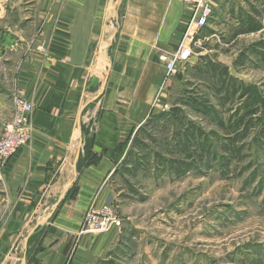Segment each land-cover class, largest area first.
Instances as JSON below:
<instances>
[{
  "label": "rangeland",
  "instance_id": "1",
  "mask_svg": "<svg viewBox=\"0 0 264 264\" xmlns=\"http://www.w3.org/2000/svg\"><path fill=\"white\" fill-rule=\"evenodd\" d=\"M228 2L188 32L190 60L172 76L161 109L121 146L112 197L86 212L83 232L116 233L96 264H264V0ZM34 4L0 0V92L11 91L14 110L19 93L8 79L15 67L6 52ZM252 22L261 29L242 33ZM97 56L106 61L105 50ZM64 175L41 218L26 220L12 239V220H2L0 210V264H21L23 257L38 263L33 255L43 248V231L27 237L58 202ZM105 207L113 214L100 220L113 222L101 229L88 212Z\"/></svg>",
  "mask_w": 264,
  "mask_h": 264
},
{
  "label": "crops",
  "instance_id": "2",
  "mask_svg": "<svg viewBox=\"0 0 264 264\" xmlns=\"http://www.w3.org/2000/svg\"><path fill=\"white\" fill-rule=\"evenodd\" d=\"M31 1L36 8L15 30L19 39L8 46L6 60L15 67L7 71L13 94L22 93L34 107L32 135L1 170V218L12 220L9 239L26 220L40 219L64 171L61 189L72 180L71 158L83 139V147L88 145L78 176L64 202L40 226L43 248L33 256L37 264H96L116 233L83 232L84 217L97 199L100 204L112 197L111 175L121 146L166 102L173 77L167 81L159 56L173 54L188 40L194 10L183 0ZM217 2L216 11L230 4ZM99 48L108 61H98ZM107 74L105 90L94 100ZM7 92H0V136L2 117L15 112ZM92 154L98 156L95 163Z\"/></svg>",
  "mask_w": 264,
  "mask_h": 264
},
{
  "label": "built area",
  "instance_id": "3",
  "mask_svg": "<svg viewBox=\"0 0 264 264\" xmlns=\"http://www.w3.org/2000/svg\"><path fill=\"white\" fill-rule=\"evenodd\" d=\"M219 0H183V2L192 7L194 10V19L191 21L190 28L203 27L206 19L218 5ZM116 4H114L115 6ZM104 41H101V45ZM102 47V46H101ZM191 48L185 47L184 44L173 54H162L159 56V61L163 64L167 71V80L176 75L179 67L183 68L191 58ZM15 112L9 120H2V135L0 137V170L6 163L17 153L19 149L26 146L31 139V116L34 112L33 105L24 97L22 93L14 96ZM166 107V106H165ZM97 209V208H96ZM100 214L109 215L113 211L109 207H105L102 211H89V220H100ZM111 217H107L97 223L104 229L109 224H112Z\"/></svg>",
  "mask_w": 264,
  "mask_h": 264
},
{
  "label": "water",
  "instance_id": "4",
  "mask_svg": "<svg viewBox=\"0 0 264 264\" xmlns=\"http://www.w3.org/2000/svg\"><path fill=\"white\" fill-rule=\"evenodd\" d=\"M112 4H113V1L111 2L110 7L112 6ZM110 34H111V33L104 35V37H103L102 40H103V41L107 40V38H108V36H109ZM104 58H105L106 61H108V59H107L106 57H104ZM107 80H108V74L106 75V77H105V79H104V81H103V83H102V85H101V90H100L98 96H97L96 98H94V100H96L100 95L103 94V92H104V90H105V87H106V84H107ZM88 104H89V102H85V104L83 105V107H82V109H81V112H83V111L85 110V108L88 106ZM78 129H79L80 134H82L81 117H79V120H78ZM82 147H83V139H80L79 144H78L77 151H76V153H75V154L72 156V158H71V164L74 166L75 176L78 175V171H77V163H78V161H79V159H80V156H81V153H82ZM73 183H74V181L72 180V181L68 184V186H67L66 188L63 189L62 194H61V196H60L58 202H57L56 205L54 206L52 212H50L49 215H48L46 218H44L43 220L37 222V224L33 226L32 230H31L30 233H29V236L27 237V240H28V238H29V237L35 232V230H36L38 227H40V226H42V225H45V224L49 221V218L54 214L55 210L58 208V206L60 205V203L64 200V198L66 197V195H67L69 189L71 188V186L73 185ZM21 264H26V258H25V257L22 258V262H21Z\"/></svg>",
  "mask_w": 264,
  "mask_h": 264
},
{
  "label": "trees",
  "instance_id": "5",
  "mask_svg": "<svg viewBox=\"0 0 264 264\" xmlns=\"http://www.w3.org/2000/svg\"><path fill=\"white\" fill-rule=\"evenodd\" d=\"M261 29V26L257 23V22H252V23H249V26L246 28V30H244L242 33H250V32H256V31H259ZM162 115V113H160L158 115V118H160ZM164 115V114H163ZM156 117V116H155ZM87 145L88 143L85 144V152H86V148H87ZM122 148V147H121ZM81 158H82V155H81ZM81 160V159H80ZM98 160V156L95 155V154H92L91 156V159H90V162L91 163H95L96 161ZM80 163V162H79Z\"/></svg>",
  "mask_w": 264,
  "mask_h": 264
},
{
  "label": "bare ground",
  "instance_id": "6",
  "mask_svg": "<svg viewBox=\"0 0 264 264\" xmlns=\"http://www.w3.org/2000/svg\"><path fill=\"white\" fill-rule=\"evenodd\" d=\"M73 173H74V166H73ZM72 178H73V177H72ZM72 180H73V179H72ZM72 180H71V181H72ZM71 181H70V182H71ZM70 182H69V183H70ZM67 186H68V185H67Z\"/></svg>",
  "mask_w": 264,
  "mask_h": 264
}]
</instances>
